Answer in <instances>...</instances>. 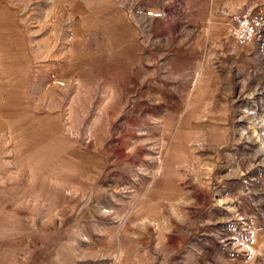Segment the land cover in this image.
<instances>
[{"label":"rangeland","instance_id":"obj_1","mask_svg":"<svg viewBox=\"0 0 264 264\" xmlns=\"http://www.w3.org/2000/svg\"><path fill=\"white\" fill-rule=\"evenodd\" d=\"M118 2L0 0V264H264V125L234 102L198 150L187 91L130 112Z\"/></svg>","mask_w":264,"mask_h":264},{"label":"crops","instance_id":"obj_2","mask_svg":"<svg viewBox=\"0 0 264 264\" xmlns=\"http://www.w3.org/2000/svg\"><path fill=\"white\" fill-rule=\"evenodd\" d=\"M116 1L125 10L124 32L108 43L107 54L124 61L129 98L133 99L130 112H144L149 104L155 114L164 101V91L165 96L187 91L170 100L177 107L173 104L168 114L187 120L188 145L198 150L213 140V132L227 140L234 134V102L252 108L241 111L242 117L257 113L258 123L264 125V28L248 47L240 49L231 40L223 45L221 58L217 53L229 17L260 8L264 0ZM114 81L116 85L118 80ZM257 95L261 96L258 100ZM132 116L130 113L129 118L138 119L140 127L135 132L145 133L142 118Z\"/></svg>","mask_w":264,"mask_h":264},{"label":"built area","instance_id":"obj_3","mask_svg":"<svg viewBox=\"0 0 264 264\" xmlns=\"http://www.w3.org/2000/svg\"><path fill=\"white\" fill-rule=\"evenodd\" d=\"M235 24L229 29L228 37L237 45L253 42L263 31L264 15L245 10L234 18Z\"/></svg>","mask_w":264,"mask_h":264}]
</instances>
